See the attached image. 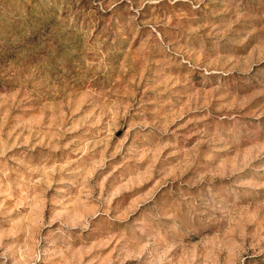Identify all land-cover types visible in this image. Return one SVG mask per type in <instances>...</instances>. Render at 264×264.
<instances>
[{
    "label": "rangeland",
    "instance_id": "rangeland-1",
    "mask_svg": "<svg viewBox=\"0 0 264 264\" xmlns=\"http://www.w3.org/2000/svg\"><path fill=\"white\" fill-rule=\"evenodd\" d=\"M0 264H264V0H0Z\"/></svg>",
    "mask_w": 264,
    "mask_h": 264
}]
</instances>
